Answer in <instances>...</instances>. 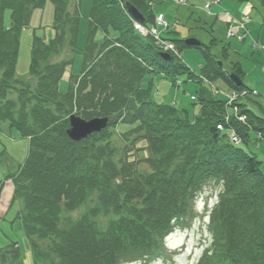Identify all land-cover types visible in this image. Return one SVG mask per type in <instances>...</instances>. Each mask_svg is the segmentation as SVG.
I'll use <instances>...</instances> for the list:
<instances>
[{
	"label": "trees",
	"instance_id": "obj_1",
	"mask_svg": "<svg viewBox=\"0 0 264 264\" xmlns=\"http://www.w3.org/2000/svg\"><path fill=\"white\" fill-rule=\"evenodd\" d=\"M48 1L54 5L56 34L50 42L35 38L34 82L19 90L21 33L32 11ZM84 1L77 0L71 14V0H0V131L7 123L19 138L29 139L28 158L12 178L34 264L148 261L163 251L165 238L176 227L196 218V201L208 185L219 190V200L210 212L211 243L199 264H264V168L257 154L244 147L254 133L264 139V104L248 96L237 104L246 122L228 118L226 102L203 86L204 80H221L236 92L247 90L246 85L237 87L203 44L198 48L206 61L199 75L175 57L163 60L154 39L135 29L123 0H88L81 49ZM128 1L143 14L147 27L155 24L148 0ZM258 1L264 8V0ZM8 10L9 29L4 24ZM98 32L104 35L102 42L95 39ZM171 41L180 52L191 48L183 40ZM69 45L70 56L51 65L53 55ZM223 50L228 55L231 49ZM78 51L83 53L81 73L71 74L64 92L57 84L73 68ZM231 71L244 79L239 63ZM148 75L174 84L186 75L200 84L194 96L198 114L191 118L185 109L154 102L155 78L147 89L141 85ZM14 90L20 91L17 98L11 97ZM73 113L111 123L76 143L66 134ZM122 126L129 127L126 143L132 142L137 152L125 151L118 162L113 132ZM230 130L242 144L231 142ZM141 164L147 169L139 170ZM88 201L95 206L79 218L70 216ZM101 217H108L105 225ZM0 264H24L17 243L0 249Z\"/></svg>",
	"mask_w": 264,
	"mask_h": 264
},
{
	"label": "rangeland",
	"instance_id": "obj_2",
	"mask_svg": "<svg viewBox=\"0 0 264 264\" xmlns=\"http://www.w3.org/2000/svg\"><path fill=\"white\" fill-rule=\"evenodd\" d=\"M149 6L153 4V11L155 15H161L165 21L178 20L176 26L179 29L169 28L164 34H171L177 32L180 37L187 39L189 37L196 38L204 46L211 49L212 57L216 62L223 63V70L230 72L233 63H239L245 75L244 82L251 91H248L252 96L260 95L264 99V57L260 49H255L253 43L256 41L259 46L264 45V28L261 26L264 19V8L258 0H250L243 2L242 0H223L220 6H214L211 9L213 17H211L202 8L206 0H188V5H176L172 2H164V0H148ZM209 0L208 2H210ZM87 3V6H86ZM83 2L82 8V25L88 28L87 16L90 12V4ZM252 7L250 16L251 22L248 24L249 36L246 42L241 41L238 37L234 40H228L226 37L227 29L238 25L234 18H240L244 11V5ZM77 0H71L70 13L74 14ZM229 12L232 16L228 17L225 13ZM55 14L54 5L48 1L44 8H38L32 11L29 24L21 33L19 58L17 64L16 77L18 82L17 89L22 88L26 83L34 82L31 78L30 68L33 60V50L35 45V38L46 40L50 42L55 37L54 30ZM4 24L7 29L11 27V12L8 10L4 14ZM246 24H240L243 27ZM82 26V27H83ZM83 27V28H86ZM86 31H80L78 38V45L82 49L86 44ZM85 32V33H83ZM104 38L103 33L98 32L95 36L96 41L102 42ZM213 41V42H212ZM224 47H230L228 55L224 54ZM70 45L64 47L60 52L53 55L50 59V64H59L64 59L70 56ZM181 62L184 63L192 72L197 75L201 73V66L205 63L202 49L188 48L181 53ZM178 60V61H180ZM74 64L72 72L74 75L81 73L83 64V53L77 52L74 56ZM66 73V72H65ZM63 74L62 79L58 82V89L66 90L65 83L70 81V68L67 69V74ZM148 78L153 77L154 83L151 90L152 100L159 104L174 105L180 109H185L191 117L199 112V107L194 105L195 101L192 97L196 94V90L200 84L194 81H188V77L183 75L179 78V82L174 84L168 79L159 75H148ZM144 85L146 83L144 82ZM210 85V91L216 96L217 90H229L226 84L217 80L213 82H204L203 86ZM255 90V91H254ZM239 92L240 100L247 99L249 94ZM231 93L234 90H230ZM20 91L14 90L11 97L17 98ZM219 97V96H217ZM247 97V98H246ZM253 98V97H251ZM254 99V98H253ZM255 100V99H254ZM244 101V100H243ZM264 104V100L262 101ZM234 107H230L233 109ZM241 109L234 110L228 113V117L237 116ZM76 114V113H74ZM241 114V113H240ZM237 120V119H236ZM238 121V120H237ZM239 122V121H238ZM117 128L113 132L114 145L117 153L116 161L125 159V151L130 150L131 154L135 156L137 149L133 147V143H126L125 135L128 134L125 128ZM14 137V133H13ZM252 145V144H250ZM140 144L138 147H141ZM29 143L26 139L16 140L11 137V132L8 130L3 134L0 133V249H4L11 243H17L20 247L24 264H34V257L31 252L28 239L22 229L21 221L18 219L19 205H14L9 211V205L13 196V185L7 179L12 175L20 164L23 163L28 155ZM247 149V148H246ZM249 149V147H248ZM147 154V151H142V154ZM258 159L262 162L264 168V144L261 147V152L257 154ZM137 161V159L135 160ZM139 170L147 169V166L141 164L138 166ZM219 199V190H215L213 185H208L198 202L195 204L196 218L188 221L187 225L179 227L173 234L166 238L163 243L164 253L155 259L148 261H140L138 264H199L203 257L208 244L211 240V232L209 226V214L212 211L214 204ZM20 203V202H18ZM95 204L88 201L78 211L72 213L70 216L79 218L81 215L87 213ZM9 211V212H8ZM4 219V220H3ZM99 221L105 225L107 218H98Z\"/></svg>",
	"mask_w": 264,
	"mask_h": 264
},
{
	"label": "water",
	"instance_id": "obj_3",
	"mask_svg": "<svg viewBox=\"0 0 264 264\" xmlns=\"http://www.w3.org/2000/svg\"><path fill=\"white\" fill-rule=\"evenodd\" d=\"M125 4V8L128 14L136 21L146 24L147 20L143 16V14L136 8L133 4H131L128 0H123ZM187 45L190 46H198L200 43L195 39H189L186 41ZM161 58L165 61H171L172 57L169 54L162 53ZM219 66H222L219 63ZM231 79L237 86H242L243 82L240 80L238 76L235 74H231ZM70 125L66 134L68 138L73 142H81L83 140L88 139L94 134H99L109 126L110 120L108 118H93L91 120H84L76 115H71L69 118Z\"/></svg>",
	"mask_w": 264,
	"mask_h": 264
},
{
	"label": "built area",
	"instance_id": "obj_4",
	"mask_svg": "<svg viewBox=\"0 0 264 264\" xmlns=\"http://www.w3.org/2000/svg\"><path fill=\"white\" fill-rule=\"evenodd\" d=\"M159 23L162 24V25H164L165 27L167 26V25L164 24L161 20H159ZM137 28L140 29V30L143 31V32H147V31H145L142 27H140V26H138V25H137ZM147 33H148V32H147ZM150 33H151L152 35H154V36L158 39V31H157V29H152ZM229 34H230V35H233L234 33H233V32H230ZM162 43H163V42H162ZM163 44L166 45L165 43H163ZM168 48L172 49L173 47L170 46V45H167V46H166V49H168Z\"/></svg>",
	"mask_w": 264,
	"mask_h": 264
}]
</instances>
